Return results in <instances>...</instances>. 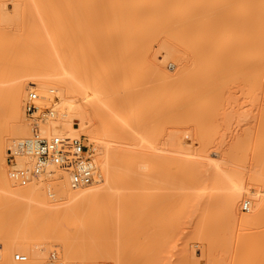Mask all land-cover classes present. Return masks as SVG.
Masks as SVG:
<instances>
[{
  "label": "bare ground",
  "instance_id": "6f19581e",
  "mask_svg": "<svg viewBox=\"0 0 264 264\" xmlns=\"http://www.w3.org/2000/svg\"><path fill=\"white\" fill-rule=\"evenodd\" d=\"M98 7H108L113 12L114 21H124L127 24L125 41L128 44L130 55V69L134 65L137 73L140 74L149 69L151 76H156V73L161 77V82L158 80V84H162L163 80H168L167 83L163 81V84L167 85L160 84L162 87L160 86L157 90L153 88L155 90L153 91L152 87L155 85L151 81L153 78L150 77L148 83L147 79H142V74L140 76L138 73L139 79L135 80L132 88L121 89L119 94L114 95L111 93L113 88L116 89L119 85L120 69L110 74L107 71V79L104 82H96L93 78V71L90 72L91 74L88 72L84 75L78 71L72 79L67 81L59 77L57 72L49 71L48 68L37 69L39 66H36L37 62L34 61L31 51L43 40V35H45L43 28L50 27L53 21L57 26L73 25L72 19L65 22L60 17L61 13L66 10L93 11ZM96 11L99 10L96 9ZM94 19L91 15H85L80 22L82 24H76L81 26L84 20L89 27L93 28L97 24L95 20L99 17ZM60 21L65 22V25L59 23ZM1 22L6 26L0 25V81L5 83H2L3 86L0 85V91L6 103L4 111H0V114H7V117L4 115L6 123L0 124V198L7 202L28 201L30 203L33 201L32 204L35 205V202H38L40 205H45L46 210L51 207L53 211H59L58 215L54 214L55 217L58 216V219L62 216L67 220H72L74 223L68 228L69 231L60 229L57 233L55 232L57 238L55 245H53L54 241L49 242V239L46 241L47 245L52 243L53 250L60 251L63 255L61 256L65 257L67 249L68 260L77 261L73 258L79 256L82 257L83 262L79 259L82 264H197L196 259L200 255L196 258L195 249H190L188 242L190 235L185 234L189 237L188 241L184 233L179 235L178 243L173 245L168 236L169 232L172 233L173 230L176 231L182 227V229H188L190 226L197 227L193 235L198 238L202 230L199 231L202 224L201 219L218 212L225 213L227 222L240 224L245 228L255 229L256 225L260 224L264 212V196L262 193L260 195L259 191L251 190L253 192L251 194L255 197L252 212L243 215L237 212L238 200L243 194L245 195V192H251L243 185L234 186L224 195L223 199L216 196L206 197L192 206L188 196L193 191L186 193L184 190L176 191L178 199H171L173 196L169 195L172 190L170 192L169 190L163 192V189H161L162 192L157 191L160 185H168V169L173 159L178 161L175 166L177 169L175 167L174 169L179 171L178 168H180V171L186 170V172L193 171L194 167L195 170L197 167L199 171L200 169L204 171L206 169L203 165L209 162L206 158L205 160L202 158L203 163L200 159L197 161L193 157L184 155L192 149L194 144L190 147V142L187 143L184 140L186 137L177 129V131L170 129L168 132L167 115L159 114L160 110L167 111V108H173L172 110H175L178 117L184 109L194 107L199 109L204 102L202 96L207 90L213 92L215 89L225 87L264 89V0H0ZM52 29L51 36L57 39L60 35L58 31ZM104 30H106L105 27ZM61 36L64 38L62 34ZM112 38L110 37V40ZM14 44L26 45L31 49L22 48L23 51L26 49L22 64L12 60L14 63L9 66V61L12 59H9V56ZM161 55L164 58V65L170 64L172 59L175 62L174 69L168 70V79L159 68L161 64L158 60L162 58ZM85 59L87 63L88 56ZM28 87L39 93L44 105L52 101L54 103V98L59 96L62 109L57 122L51 127L52 132L66 133V130H73L77 134L87 133L91 140L96 141L97 149L100 150L102 147L105 152L104 157L101 156V162V157H96L99 159L97 161L101 168L100 173L96 180L88 186L73 189L69 184L68 176H63L59 170L44 174L42 178L51 180L47 184L52 189V196H57L55 202L46 197L43 181L31 182L25 186L15 182L17 186L19 185L16 187L8 175L5 153L7 154V150L13 148L14 144L22 140L24 136L26 137L27 133L23 102ZM139 93L145 96L144 103L146 109L150 111V116L161 121L165 126L161 132L156 130L154 134L149 131L148 136L143 134L147 122L138 116L139 108L136 107L135 100ZM45 100L49 102L45 103ZM55 104L58 103L55 102ZM88 111H94L98 115V121L92 129L84 125ZM136 116L138 118L135 120ZM77 117L83 123L74 122L73 119ZM196 129L195 136L200 141L197 150L205 151L207 145L211 146L209 134L206 131L201 133L199 127ZM168 139L175 144L174 148L178 151V156L177 154L176 156L169 155ZM115 142L131 144L136 148L124 147L126 149L124 152L121 147V149L118 148L120 152H117L116 149L120 146H114ZM203 143L206 144V148L200 149ZM144 147L147 148L143 149ZM210 156L205 155L211 158ZM25 162V159H20V164L24 165ZM219 172L217 168L214 174H219L218 177H220ZM52 174L54 175L50 176ZM155 187L157 191L156 189L154 191ZM181 187L183 184L179 185V188ZM196 195L199 198L202 194L197 193ZM71 202L72 205L59 207ZM35 207L34 211L41 210L40 208H42L41 211L45 210L44 206H37L38 210ZM158 207L161 216L152 219V227H149L151 222L147 213L159 210ZM31 209L32 213L29 212L32 215L28 213L30 217L34 216L33 208L28 210ZM39 213L35 215L38 217ZM42 215L41 218L44 217ZM156 215H159L158 212ZM28 217L26 219L29 220ZM12 218L14 219L15 216L9 219L12 220ZM38 218H32L35 225L33 222L30 224L33 220H29V226H31L24 230L25 233L16 235L12 245L0 251V264H45L51 246L45 247L42 240L31 238V235L35 234L33 231L37 226ZM77 218H83V220L77 221ZM255 231L257 230L253 232L251 229L250 233H247L255 235ZM193 235H191L192 238ZM89 239H94L102 245H108L109 248L104 247L100 252L84 254L83 246ZM153 239H156L155 242L150 241ZM25 240L30 242H25ZM12 247L14 250H22L27 255V259L22 262L10 259L9 254ZM208 248L211 249L210 245ZM208 248L207 254L205 250H201L207 258L210 253H213L209 252ZM256 248L252 251L254 252ZM213 254L208 264L209 262L210 264H223L226 261L224 258L223 261L218 257L216 259ZM217 260L221 263L219 261L217 263ZM245 261L242 264H264V253H260V256L256 257L253 262Z\"/></svg>",
  "mask_w": 264,
  "mask_h": 264
},
{
  "label": "rangeland",
  "instance_id": "374dc122",
  "mask_svg": "<svg viewBox=\"0 0 264 264\" xmlns=\"http://www.w3.org/2000/svg\"><path fill=\"white\" fill-rule=\"evenodd\" d=\"M96 9L99 10L100 12L96 11ZM96 9L93 10L94 12L92 10H90L91 12L90 11H83V10L82 11L81 10H72V11L66 10V12L65 11L62 12L61 13L62 16H60L62 18V20L67 22L66 20L72 19L71 22H73L74 24L70 25V26H57L56 22L53 21L52 25L50 27L46 26L47 28L49 27L48 29L44 27L43 29L45 31L44 30H42V31L45 32V35H43V40L41 42L39 41L40 43H38L37 47L34 48L33 51H31V52H33L32 57L34 58V61L37 62V63L34 62V63H36V66H39V68H37V69H47L48 68L49 71L57 72L59 77L65 78V79H67V81L72 79L74 74L78 71L81 73V75H84L85 73L87 74L88 72L90 73L91 71H93L94 80L96 82L97 81L104 82L107 79L106 78V73H108L107 71H109L108 74H110L114 70L120 69L119 70L120 71L119 85L116 89L113 88V92L111 93V94L117 95V94H119L121 89L132 88L134 86L135 80L137 81L138 73H139V72L137 73V70L135 69L134 65L130 69V66H131L129 63L130 55H129V50H128V44L125 41V34L127 32L126 29L128 26L124 21H119V20L114 21L113 20L114 19L113 12L111 9L109 10L108 7H98ZM107 9L109 12L106 11ZM75 11H77V13H79V15L77 13H74ZM98 12H99V14H98ZM85 15H91V17L93 19L94 18L97 19L99 17V19H97V20L94 19L95 23H97L95 25V27H93V28L89 27L84 20H83V25L77 26L76 23L82 24L80 22H82V18ZM65 16H67V17H65ZM78 16L82 17L81 20L75 21V19L80 18ZM101 20H103V22ZM63 21H60L59 23H61L62 25H65L64 24L65 22H63ZM111 21H113V22H111ZM110 23H111V25H109ZM101 24H103V25H101ZM0 25L2 27L6 26L2 22L0 23ZM97 25H99V26H97ZM107 25H108V28H107ZM78 27H80V28H78ZM84 27H85V29H84ZM104 27L106 30H104ZM51 29L53 31H58L60 36H58L57 39H55L51 36V33H52ZM62 29H65V30H62ZM100 29H101V31H100ZM47 30L49 32L50 31L51 32L49 33V32H47ZM86 30H87V32H86ZM61 34L64 36V38H62ZM79 34H80V36H79ZM86 34H88V36ZM91 34H93V35L91 36ZM109 34H110V36H109ZM105 36H107V38ZM59 37L61 39H59ZM110 37L111 38L114 37L111 39L113 41L110 40ZM77 38H78V40H76ZM80 38L83 40H81ZM90 39H91V41H90ZM49 40H51V41L49 42ZM92 41H94V42H92ZM108 42H109V44H108ZM51 45H52V47H51ZM22 48L31 49L29 46H26V45L14 44L12 47V51L10 52L11 57L9 56V59L12 58L9 61V66H11L14 63V62H12V60L17 61V63L18 62L21 64L23 63L22 58L25 55L24 52L26 49L23 51ZM108 50H110V51H108ZM55 55H57V56H55ZM87 56L89 59L86 63L85 58H87ZM160 57H162V58L160 59ZM160 57H159L160 60H158V62H160L159 64H161V65H159L160 66L159 68L165 74V76L167 75L166 77L168 79V70L174 69L175 62L172 59L170 64L164 65V63H163L164 58L162 55ZM35 58H36V60H35ZM19 59H21V60L19 61ZM81 59H83V61ZM89 66H92V67H89ZM149 71L150 70L147 69L146 72L144 71L143 74L141 72V74H142L141 78L147 79V82L149 79L153 78L151 81L154 82L155 85L158 86V88H157V86L154 85L152 87V90H153V88H155V90H157L163 84V81H165V80L162 81V84L160 83L161 85L158 84L159 83L158 80L161 82V77L156 73H155L156 76H153V75L151 76V72H149ZM141 74H140V76H141ZM145 77H147V78H145ZM171 78H173V76ZM162 79H163V77H162ZM167 82H168V80L165 81V83H167ZM2 83L5 84L4 82L0 81L1 86H3ZM149 85H151V84H149ZM163 85H167V84H163ZM29 90H34V89L33 88L29 89V87H28L26 90L27 91L26 95H25L26 97H27ZM155 90H153V91H155ZM52 94H54V93H52ZM57 96L54 98V103H53V101L49 102L46 100L44 102L45 103L49 102V104H47V105L54 104L52 106L53 107L55 106L54 108L59 113L62 108H60V104H59L60 99H59V96L58 97ZM136 96H137V98L135 100V104H136V107L139 108L138 116H140V118H143L144 121L147 122L146 128L144 129L145 133H143V134L148 136L149 131H152L151 134H154V131H156V130H158V132H161V129L164 128L165 126L162 124L161 121H157L156 118L154 119L150 116V111H149V109H146V106L144 103L145 96L141 95L140 93L137 94ZM26 97H24V98L26 99ZM25 99H24V102H25ZM203 99H204V102H203V104H201L199 109H197L195 107L189 108V109H184L181 113H179L178 117L175 114V110H172L173 108H167L168 110L171 111V113H169L170 111H168V110L166 111L163 109V110H160L159 114L167 115L168 132L170 129H172V130L177 129L180 131L179 132L180 134H182L183 136L186 137V138L184 137L185 138L184 140L187 141V143H188V141L190 142L189 146L194 144L193 147L190 146V147H192V149H189L187 153H184L185 156L193 157L197 161H198V159H200L201 162H203V163H204L205 158H206V161L209 159L208 160L209 162L205 161L206 164L203 165V167H205V169L207 171L206 170L201 171V169L199 171V169L197 167L195 170V167H194L193 171H187V172H186V170L180 171V168H178L179 171L177 170L178 171L177 172L176 171L177 167H175V166L177 165L178 161L176 159H173L170 163L171 165H169L170 169H168V185L164 184L165 186H163V184H162L159 186L160 190L158 187V191H157V188L155 187L154 191H155V189L157 192H162L161 189H163V192H167L168 190H169L168 192H170L172 190L173 193L171 191L170 192L171 195H169L170 197L173 196L171 199H173V198L178 199L177 192H179V191L184 190L185 193L188 191L189 192L193 191V193L190 192L191 195L188 196V199L190 201L189 203L191 204V206L199 203L203 198H206V197L210 198L212 196L213 197L216 196L220 199L221 198L223 199L224 195L226 193L230 192L233 189V187L237 186V185H243L247 189H250V191L251 190L257 191V192L259 191L258 193L259 194L262 193L264 196V89L251 90V89L240 88V87H235V88L225 87V88L215 89L213 92H210V90L205 91L203 96H202V100ZM55 102H57L58 104H55ZM5 103L6 102H5L4 95L0 91V111L1 112L4 111V109H5ZM24 111H25V108H24ZM63 111H64V109H63ZM24 114H25V122H26L25 124L28 127L27 133L25 135L28 136L30 133L29 121H28L26 112H24ZM95 114L97 115V113L94 111H92V112L88 111V113L85 115L84 125H86L87 120L90 117H94V116L96 117ZM4 115H6L5 117H7V114H4ZM4 115L0 114V124L6 123ZM137 118L138 117L136 116L135 120ZM97 119H98V115H97ZM73 120H74V122H80V123L82 122L78 117L74 118ZM196 127L200 128L201 133H203L204 131L208 132L209 137L211 139V141H209V143L211 142L210 147L208 145L206 146V144H204V143H203L204 145L202 144V148L200 146V149H204L207 147V149H204L205 151L199 150V149L197 150V148H199L198 143H200V141H199V139H196V136H195V132L197 130ZM65 132L77 134L73 130H69V131L66 130ZM192 139H194V140H192ZM92 141L96 145V141H94V140H92ZM172 142L173 141H171V139H168V153H169V155L172 154L171 156H173L175 154H177V156H178L179 153L174 148L175 144ZM12 144H14V143H12ZM114 144H116V145H114ZM114 144L113 145L116 147H117V145L120 146V147H117V149H116V150H118L117 152H120L119 149H121V147H122V149H124V147L125 148H128V147H130V148L135 147L136 148V146H134V145L124 144L123 142H117V143L115 142ZM101 148H100V150L97 149L96 154H95V156L98 158H100L102 155L104 157V153H105L103 151L104 148H102V149ZM130 148H128V149H130ZM146 148L144 147L143 149H146ZM11 149L12 148H10V150ZM10 150L6 151L7 154L5 153V159L7 161V168L8 169H9V165H10V161H11L10 160V154H9ZM125 150L126 149H124V152H125ZM206 154L211 155L210 156L211 158L205 157ZM202 158L204 159L203 161H202ZM101 160H102V157L100 158V162H101ZM98 163H99V161H98ZM174 167L176 169H174ZM201 167H199V168H201ZM217 168H218V171H220L219 172L221 174L220 177H218L219 174L218 175L214 174L215 171H217ZM99 169H101V168L99 167ZM61 173L63 174V176L67 175L65 172L61 171ZM53 175L54 174H52L50 176H53ZM105 175H106V172H105ZM39 181H43L45 183L44 188H46V189L43 188V190H44L46 197L49 200H52L55 202L57 196L50 195L51 196L50 197L49 193L46 192L47 188H48V184L51 180H48V179L45 180V178L41 177L40 179L35 180L33 182L38 183ZM182 184H183V187L179 188V185H182ZM14 186L19 187V185L17 186L16 183L14 184ZM162 186H163V188H162ZM197 193H200L202 195H200V197L198 198V195H196ZM251 193L253 194L252 191L249 193H248V191H247V193L245 192V195L243 194L241 196V198L238 200L237 212L240 215L248 214V213L252 212L253 205L255 203L253 199L255 197ZM262 194H260V195H262ZM54 197H55V199H54ZM248 199L251 201V209L249 211H246L243 209V202L245 200H248ZM4 200L5 199L2 200L0 198V237H1L0 238V251L2 249L4 250L5 248L10 247L12 245L13 240L17 237L16 235L23 234L22 232H24V230H26L27 228H29L31 226V225L29 226V220H33L34 218L37 219L39 217V214L42 212V213H44L43 214L44 219L41 218V215H42V213H41L40 217L38 218V223H36L37 226H35L36 228L37 227L38 228L37 229L34 228L35 231H33V233L35 232V234L31 235L32 236L31 238L34 240H40V241L42 240V243L45 244L44 245L45 247L51 246L52 250L49 249L47 256H49L50 252H52V251H57L60 256L62 255V253L60 251L53 250L54 246H52V243H50L51 245L50 244L47 245L46 241H48V239H49V242L54 241L53 245H55V242L57 240L55 232L57 233L60 229H68L70 227V225H72L74 223L72 220H67L65 217H62V216H61V218L59 216V219H58V216L55 217L54 214L58 215L60 213L59 211H57V210H56V212L53 211L52 210L53 208L51 209L50 206H49L50 208H48V210H46L47 207L45 205L42 204L44 206L43 207L42 205H40V203L35 202V200H34V202L36 203V205L32 204L33 201H31L29 203L28 201L27 202H23V201H19V202L8 201L7 202V200H5V201ZM193 202H195V203H193ZM72 204H73L72 202L71 203H64V204L60 205L59 207L62 208L64 206H67V205L69 206ZM33 205L36 207L41 206L45 210L41 211L42 208H40L41 210H38L39 207H37V209L35 207V209L38 211H34ZM29 208H33V211L35 212V213L33 212L34 216L30 217V215H28V213L29 214L32 213V209L28 210ZM29 211H31V213ZM39 211H40V213H39ZM154 211L152 210V213L151 212L147 213V214H149L150 222L152 221V219L154 220L155 217L161 216V213L159 212L160 208H159V210L155 211V213H154ZM37 212L39 213L38 217L35 215V214H37ZM157 212L159 215H156ZM263 213H262V216L264 218ZM24 215H25V217H24ZM11 216H13V217L15 216V218L14 219L12 218V220L9 219V218H11ZM207 216H204L202 218L203 220L201 219L202 224H201V227L199 228V231L201 229L202 230L200 231V235H198V238H197V236L193 235L194 233H196L197 227L195 228V227H191V226L188 229H182L183 228L182 227L181 229L179 228V230H176V231L173 230L174 232L172 231V233H170V232L168 233L170 241L173 245H174V243H178L177 238H179V235H181L183 233H184V237L190 235V238L186 237L187 241L190 239V241H188L190 244L189 245L190 249L191 250L195 249L196 258L198 257V255H200V256L202 255V257L204 256L203 258L199 256L196 259V260H198L197 264H202V263L208 264L207 262H208V260L210 261V257L212 258L211 255L213 253H214L213 255L216 256V259L218 257L219 260H222L223 258H224V260H226L224 263L222 262L223 264H227V263L228 264H240V263L242 264V262L245 261L246 259L250 262H253L256 257L260 256V253L261 254L264 253V232H262V231H264L263 230L264 229V226H263L264 225V219L263 218H261L260 224H257L258 227L256 225L257 228L255 227V229L257 231H255L256 234L254 235V233L248 234V233H250L251 229H253V232H254V230H255L254 228L247 227L248 228L247 229V228H245V226L242 227V225H240V224H236V223L232 224V223L227 222L224 212H218L217 214L215 213L214 215L209 214ZM26 217H28L29 220L26 219ZM26 220H28V222ZM80 220H83V218H81V219L77 218V221H80ZM31 222H33L35 225L34 220L30 221V224H31ZM151 224H153V223L151 222L148 226L152 227ZM32 228L33 227H31V229ZM249 229H250V231H249ZM69 230L70 229H68V231ZM27 232H29V231H27ZM30 232H32V231H30ZM155 232H157V231H155ZM4 233H5V235H4ZM158 233H160V232H158ZM49 234H50V237H49ZM185 234H186V236H185ZM191 235H193V238ZM31 238L29 237V239H31ZM186 238H185V240H186ZM155 240L156 239H153L150 241L155 242ZM198 241H200L201 243ZM258 241H260L259 244H258ZM25 242H30V241L25 240ZM86 243L83 246L84 247V249H83L84 254H90L94 251L100 252L101 250L104 249V247L109 248L108 245H102L101 243L96 242V240H94V239H89ZM193 243H196L197 245L193 244ZM203 243H204V246H202ZM253 243H257V244H253ZM14 244H15V242H14ZM199 244H200V246H199ZM207 244L210 245L211 249L208 248ZM255 245L256 246L258 245L257 248ZM101 246H103V247H101ZM192 246H195V247L192 248ZM200 248L205 250L206 254L208 253L207 248L210 249L209 252L212 251L213 253H210V256L208 254L209 258H207L206 254L205 255L202 254V252H201L202 249H200ZM253 248H256V250H254V252L252 251ZM68 249L73 250V248H71V247H68ZM238 249H240V250H238ZM17 252L23 253L22 250H20V249L14 250V248L12 247V251L9 254L10 259H12L15 262H17V261L14 259V254ZM200 252H201V254H200ZM248 254H249V256H248ZM47 256H46V258L48 259ZM220 257H222V258H220ZM62 258L63 259L65 258L64 261L72 262V261L68 260L67 249L65 250V257H62ZM213 258H215V257H213ZM47 259H46V261H47ZM75 259H77V261ZM79 259L81 260V262H83L82 257H79V256L74 257L73 260H75V261H73V262L78 263V264H82ZM243 259H245V260H243ZM219 260H217V263ZM46 261H45V264H46ZM219 262L221 263V261H219ZM231 262H233V263H231ZM209 264H210V262H209Z\"/></svg>",
  "mask_w": 264,
  "mask_h": 264
},
{
  "label": "built area",
  "instance_id": "2783aa9c",
  "mask_svg": "<svg viewBox=\"0 0 264 264\" xmlns=\"http://www.w3.org/2000/svg\"><path fill=\"white\" fill-rule=\"evenodd\" d=\"M29 121L30 133L14 144L10 150L9 178L25 186L40 179L47 172L62 171L68 176L73 189L88 186L99 176L100 169L95 156L97 147L87 133H56L51 127L59 118L58 111L52 105H43L40 95L29 90L24 102ZM98 121L90 117L86 126ZM25 159V164H20ZM52 189L48 186V193ZM243 209H251V201L243 202ZM16 261H25L27 255L22 252L14 254ZM46 264H78L64 261L57 251L50 252Z\"/></svg>",
  "mask_w": 264,
  "mask_h": 264
}]
</instances>
